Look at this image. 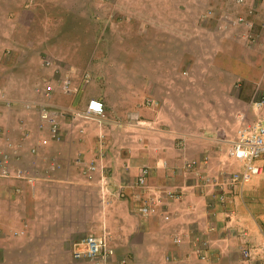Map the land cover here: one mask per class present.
Listing matches in <instances>:
<instances>
[{
	"label": "crops",
	"instance_id": "obj_1",
	"mask_svg": "<svg viewBox=\"0 0 264 264\" xmlns=\"http://www.w3.org/2000/svg\"><path fill=\"white\" fill-rule=\"evenodd\" d=\"M243 1L240 6L233 4L237 10L232 16L249 12L256 21L264 19V0ZM230 3L220 2L222 7ZM258 27L249 34H261ZM238 32L234 37L243 35V29ZM263 45L264 41L261 51L255 48L239 60L247 63L255 59L251 64L258 67L264 59ZM160 55L164 54L153 53L152 62L136 67L137 79L144 84L138 83L135 89H128L127 75L115 72L107 63L98 75L91 64L85 68L67 66L61 79L53 68L42 73L29 67L21 70V78L13 80L19 89L11 94V107L0 110V130L11 132L13 146L21 143L11 162V179L5 181L10 186L0 187V230L11 232V240L0 238V247L11 241V264H93L72 254L79 239L88 234L110 239L113 264L123 258L133 264H194L198 261L196 236L209 245L201 264H264V171L245 185L240 196L232 195L224 204L215 203L210 188L203 184V177L231 168L226 158L231 133L243 119L264 115V106L256 109L248 103L251 93L246 98L240 91L230 95L227 87L234 79L217 76L218 68L212 63L204 67L212 72L213 80L208 79L201 94L187 91L184 96L173 94L175 98L160 94V71H173L172 61L161 62ZM45 77L55 87L49 99L62 114L57 138L37 127L41 120L34 108L22 107L41 98L38 91L45 87ZM65 79L69 87L80 83L82 91L64 92L60 83ZM253 81L255 89L263 92L258 86L264 85V80ZM111 93L116 94L115 99ZM92 97L103 100L104 117L76 113L77 106L80 104L83 112ZM174 100L182 103L175 107L176 112L165 105ZM231 101L241 108H226ZM129 102L141 104L131 128L127 124ZM32 146L37 149L35 155L28 151ZM127 151L136 155L128 164H121L125 173L112 161L114 157L117 163L121 161L118 154L105 162L106 172L97 175L93 170L99 166L89 170L85 161L78 159L100 158V152L105 159L111 155L108 152ZM52 164L56 167L50 169ZM142 166H147L149 173L141 190L133 183ZM189 166L191 171L186 170ZM21 169L24 175L17 177ZM169 191L173 196L167 195ZM4 198H10L4 211L8 216L3 214ZM151 203L155 213L142 214L139 207ZM180 234L181 241H175Z\"/></svg>",
	"mask_w": 264,
	"mask_h": 264
},
{
	"label": "rangeland",
	"instance_id": "obj_2",
	"mask_svg": "<svg viewBox=\"0 0 264 264\" xmlns=\"http://www.w3.org/2000/svg\"><path fill=\"white\" fill-rule=\"evenodd\" d=\"M229 1H231L230 4L222 7L221 0H0V110L3 106L6 109L9 108L8 105L11 107V94L19 89L14 86L13 80L21 78L23 75L21 70L25 71L29 67H36L42 73L53 68L55 76L57 75L61 79L60 73L67 66L85 68L91 64L95 68L94 72L98 75L100 74L99 69H102L107 63L109 67L115 69V72L117 69V72L127 75L128 89H135L139 87L138 83L144 84L142 79L140 81L137 79L136 67H139L141 63L152 62L153 53L158 55L159 51L160 54H164L160 55L161 62L168 59V62L170 60L173 63V71H160L163 74L159 81L160 94L174 98L184 96L187 91H191L192 95L201 94L203 86H207L208 79L213 80L212 72L204 67L212 63L218 68L217 76L227 80L234 79L233 82L229 81L227 92L234 95L236 91H240L242 98H246L251 93V99L248 102L251 103V100L257 96L255 94L257 85L253 79L264 80V59L258 67L251 64V62L256 63L255 59L251 62L246 61L247 63H243L239 59L246 58L255 48L258 51L262 50L264 41L261 35L262 30L261 34L256 30V35L249 34H253L261 20L256 21L249 12H239L240 15L232 16L237 10L236 5L234 7L233 4L236 3L240 6L239 4L244 1ZM247 6L244 7L247 8ZM229 14L234 18H231ZM239 16H245L244 18L247 20L252 19L253 25L247 27L235 21ZM238 28L243 29V35L234 37L237 33L240 35ZM254 39L255 42L252 43L251 41ZM256 42H259L258 46ZM261 42L262 44H260ZM169 49H173V51ZM171 52H173L172 55ZM182 73H186V75L182 76ZM49 81L45 77L42 84L51 86L52 83ZM55 84L57 85V83ZM77 85L80 86V83ZM53 87L51 86L52 90ZM191 87L192 89H190ZM258 87L264 89V85ZM167 88H173V91H171L172 89L169 91ZM79 89L81 92L83 87H79ZM212 90L214 92L216 88L213 87ZM111 95L116 98V94L111 93ZM49 97H51V93ZM49 97L46 102L54 110L57 106L52 103V99L50 100ZM148 97H152V94ZM24 105L23 103L22 107ZM139 105L141 104L138 102H129L128 104V128H131L135 123L131 120ZM165 105L176 112L175 107L179 108L178 105H182V103L176 104L174 100V102ZM232 106L234 109L241 108L237 103L234 105L232 101L226 104V108ZM80 108L79 104L76 113L83 116ZM244 112L246 111L244 110ZM37 127L44 129L40 124H37ZM1 131L4 135L0 137L6 138L9 134L8 139L11 140L10 131L8 134L6 129ZM2 133L0 132V134ZM232 133L230 138L234 135ZM0 144H4L3 139H0ZM108 153L111 155L105 159L102 158L101 152L99 153L100 158L95 156L88 161L79 155L77 157L79 156L78 159L85 161L86 165H84L87 169L93 170V166H99L93 172L96 174L99 171L103 174L104 168H108L105 162L108 159L111 160L112 155L121 156L119 163H117V157H114L112 161L115 166L124 170L123 173L126 172L125 165L121 164L123 162L128 164L136 155L135 151ZM16 154L13 153L11 162ZM20 171L23 173V169ZM11 174L13 172H10L7 177L1 176L0 187L8 188L10 186V183L5 184V181L11 179ZM136 180L133 185L142 190ZM210 195L214 196L212 192ZM231 196L229 195L228 198ZM228 198L226 201L229 200ZM9 199H3L5 201V206L2 207L3 214L9 207L7 201ZM7 212L6 216H8ZM1 231V241L11 240L10 230L2 231L4 233ZM180 235L175 236V241L177 239L181 241L182 234ZM5 244L7 247H0V264H11V241ZM194 244V251L196 247L199 253L203 251L204 255H207L206 249L197 246L196 242ZM197 256V264H201L200 259L206 257H200L199 254Z\"/></svg>",
	"mask_w": 264,
	"mask_h": 264
},
{
	"label": "built area",
	"instance_id": "obj_3",
	"mask_svg": "<svg viewBox=\"0 0 264 264\" xmlns=\"http://www.w3.org/2000/svg\"><path fill=\"white\" fill-rule=\"evenodd\" d=\"M235 21L244 24L247 27H251L254 23L252 19L247 20L244 17H237ZM259 28L264 33V20L258 24ZM86 77V76H85ZM70 83L67 79L60 83V87L64 92L77 91L79 86L69 87ZM52 88L50 85H46L38 93L41 94V98L36 102L25 103V109L34 108L40 117V126L44 130H48L51 137L57 138L60 127L59 118L62 116L61 111L58 108L51 109V106L46 102L49 97ZM257 95L255 99L251 100V105L256 109H260L264 106V91L259 92L255 90ZM105 115V106L100 98H90L83 110V116L102 118ZM244 120V119H243ZM2 133V131L0 130ZM3 136V134H0ZM4 140V144H0V176L7 177L11 172V158L13 153H17V148L21 143L11 144V140L8 137H0ZM6 140V141H5ZM228 147L226 148V158L230 160V169L221 168L216 175H209L203 177V184L205 187L210 188L213 193V201L219 204L226 203V198L230 195L240 196L245 185L255 176L261 174L264 171V115H257L254 120H245L238 125L234 131V135L227 141ZM2 145V146H1ZM29 153L35 155L37 149L35 146L29 147ZM16 154L15 156H17ZM225 162H227L225 160ZM190 165V164H189ZM233 165V167H232ZM55 164H52L50 169L55 168ZM191 171V166L186 168ZM149 173L147 166H142L137 176V184L140 187H145L146 177ZM17 177L23 176L21 171H17ZM173 191L167 192L168 196H173ZM226 201V202H225ZM142 214L155 213L154 205L144 204L139 207ZM168 218V216H165ZM176 241H179L178 239ZM194 242L197 246H201L204 249H208L209 246L205 238L196 236ZM77 247L72 252L73 257L77 259H83L92 262L93 264H113V247L109 238L106 236H96L94 234H88L76 243ZM195 252L202 256H206L204 252H198L195 247ZM206 252V251H205ZM115 264H133L126 259L118 260Z\"/></svg>",
	"mask_w": 264,
	"mask_h": 264
},
{
	"label": "clouds",
	"instance_id": "obj_4",
	"mask_svg": "<svg viewBox=\"0 0 264 264\" xmlns=\"http://www.w3.org/2000/svg\"><path fill=\"white\" fill-rule=\"evenodd\" d=\"M94 98H96V97H94ZM97 98H99V97H97ZM101 99V98H100ZM89 100V99H88ZM103 101V100H102ZM87 103V102H86ZM104 103V102H103ZM86 105V104H85ZM85 108V107H84Z\"/></svg>",
	"mask_w": 264,
	"mask_h": 264
}]
</instances>
